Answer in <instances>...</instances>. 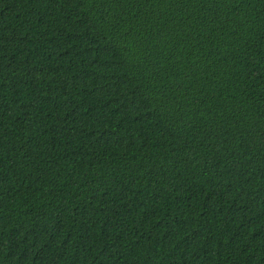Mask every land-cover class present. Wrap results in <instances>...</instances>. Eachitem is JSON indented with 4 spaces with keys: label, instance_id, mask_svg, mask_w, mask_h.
Returning a JSON list of instances; mask_svg holds the SVG:
<instances>
[{
    "label": "trees",
    "instance_id": "1",
    "mask_svg": "<svg viewBox=\"0 0 264 264\" xmlns=\"http://www.w3.org/2000/svg\"><path fill=\"white\" fill-rule=\"evenodd\" d=\"M0 264H264V0H0Z\"/></svg>",
    "mask_w": 264,
    "mask_h": 264
}]
</instances>
